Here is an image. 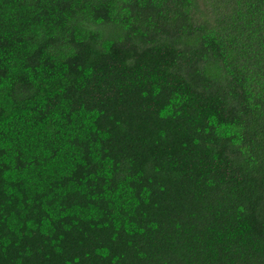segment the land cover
Returning <instances> with one entry per match:
<instances>
[{"label": "trees", "instance_id": "trees-1", "mask_svg": "<svg viewBox=\"0 0 264 264\" xmlns=\"http://www.w3.org/2000/svg\"><path fill=\"white\" fill-rule=\"evenodd\" d=\"M0 264H264V0H0Z\"/></svg>", "mask_w": 264, "mask_h": 264}]
</instances>
